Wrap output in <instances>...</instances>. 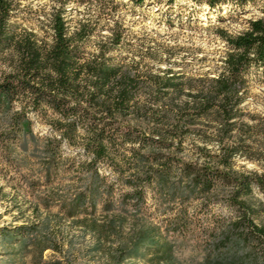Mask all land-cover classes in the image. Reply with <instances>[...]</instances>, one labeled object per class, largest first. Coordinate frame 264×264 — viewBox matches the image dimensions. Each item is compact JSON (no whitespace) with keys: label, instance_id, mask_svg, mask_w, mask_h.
<instances>
[{"label":"trees","instance_id":"16d2710c","mask_svg":"<svg viewBox=\"0 0 264 264\" xmlns=\"http://www.w3.org/2000/svg\"><path fill=\"white\" fill-rule=\"evenodd\" d=\"M88 1L93 0H52L49 30L40 37L18 21L16 0H0V61L8 64L0 69V145L27 147L21 139L35 138L32 115L38 114L53 130L44 144L51 164L65 158L64 145L84 150L78 167L92 179L91 197L104 193L105 206H111L114 183L106 181L103 167L124 178L123 203L137 211L155 186L173 198L186 197V221L176 217L170 228H186L200 240L201 264H264V223L251 201L255 188L264 193V172L241 171L236 160L264 155L263 147L250 141L256 125L241 121L251 73L264 77V0H193L211 9L260 5L263 16L237 35L219 31L229 47L224 67L213 77L186 80V110L161 103L184 91L172 72L150 75L154 101L146 103L138 99L137 72L112 63L104 48L86 55L84 42L94 29L83 20L71 25L68 7ZM132 1L143 5L147 0ZM114 38L119 44L121 35ZM209 116L214 117L206 121ZM258 132L264 139V125ZM185 151L186 161L180 157ZM80 198L79 204L85 194ZM223 204L230 211L216 212ZM34 230L0 227V246L19 244ZM155 230L139 229L118 261L140 257L148 248L154 264H174L173 245H159Z\"/></svg>","mask_w":264,"mask_h":264},{"label":"rangeland","instance_id":"374dc122","mask_svg":"<svg viewBox=\"0 0 264 264\" xmlns=\"http://www.w3.org/2000/svg\"><path fill=\"white\" fill-rule=\"evenodd\" d=\"M16 1L23 28L43 37L49 30L47 13L52 0ZM68 9L71 25L83 20L94 29L84 42L89 58L104 48L112 63L137 72L142 82L138 99L146 103L154 101L148 87L150 75L172 72L179 77L177 82L185 85L184 91L161 103L185 110L186 80L213 77L224 67L229 47L219 31L237 35L248 28L249 21L263 16L260 5L211 9L193 0H147L143 5L132 0H93L70 3ZM118 34L121 40L115 45L113 39ZM7 68V62L1 60L0 69ZM251 76L241 105V121L256 125L250 141L264 149V139L258 132L264 125V77L257 70ZM32 119L35 138L21 139L27 147L12 146L7 150L0 145V227L24 225L35 230L19 244L0 246V264H154V251L148 248L140 251V257L118 261L120 250L131 246L132 237L141 228L156 229L159 245H173L174 264L202 263L200 240L186 234V228H170L176 217L186 221V197L173 198L155 186L149 188L146 203L137 211L123 203L121 194L128 189L124 178L103 167L101 173L107 175L106 181L114 183L111 206H105L106 195L91 197L88 187L92 179L78 167L79 161L86 158L84 150L64 145L65 158L51 164L44 144L53 130L38 114H33ZM189 156L186 151L180 155L184 161ZM254 157L251 161L237 158V168L264 172V155ZM83 193L86 199L79 204ZM251 201L264 223V193L255 188ZM215 210L228 213L230 208L223 204Z\"/></svg>","mask_w":264,"mask_h":264}]
</instances>
